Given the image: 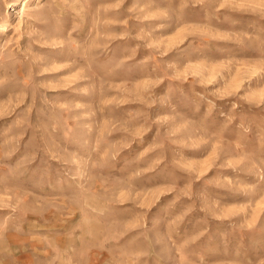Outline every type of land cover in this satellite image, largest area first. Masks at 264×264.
Returning <instances> with one entry per match:
<instances>
[{
    "label": "rangeland",
    "instance_id": "obj_1",
    "mask_svg": "<svg viewBox=\"0 0 264 264\" xmlns=\"http://www.w3.org/2000/svg\"><path fill=\"white\" fill-rule=\"evenodd\" d=\"M0 264H264V0H0Z\"/></svg>",
    "mask_w": 264,
    "mask_h": 264
}]
</instances>
